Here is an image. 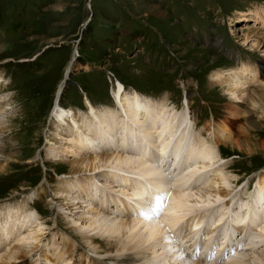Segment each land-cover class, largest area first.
Returning a JSON list of instances; mask_svg holds the SVG:
<instances>
[{"label":"rangeland","instance_id":"374dc122","mask_svg":"<svg viewBox=\"0 0 264 264\" xmlns=\"http://www.w3.org/2000/svg\"><path fill=\"white\" fill-rule=\"evenodd\" d=\"M263 20L264 0H0V97L8 108L0 209L31 196L34 214L60 218L44 197L71 170L47 157L49 139H58L53 118L113 106L120 86L166 97L178 110L188 95L202 132L208 123L228 129L234 110L230 134L241 149L228 143L223 157L235 186L253 189L264 174V85L248 83V98L235 104L211 76L244 64L264 79ZM66 228L58 230L72 236Z\"/></svg>","mask_w":264,"mask_h":264},{"label":"bare ground","instance_id":"6f19581e","mask_svg":"<svg viewBox=\"0 0 264 264\" xmlns=\"http://www.w3.org/2000/svg\"><path fill=\"white\" fill-rule=\"evenodd\" d=\"M211 78L235 104L248 98V83L264 85L244 64ZM123 90L113 91V106L53 118L58 139H49L47 157L71 170L44 197L60 218L34 214L31 196L0 209V264H264V174L253 189L238 188L221 148L241 149L230 134L239 115L232 110L228 129L208 123L202 132L188 95L178 110L166 97ZM4 145L1 134L0 160ZM165 193L157 208L155 197ZM62 224L72 236L58 230Z\"/></svg>","mask_w":264,"mask_h":264},{"label":"snow or ice","instance_id":"6c2138e0","mask_svg":"<svg viewBox=\"0 0 264 264\" xmlns=\"http://www.w3.org/2000/svg\"><path fill=\"white\" fill-rule=\"evenodd\" d=\"M167 196V193H165V194H158L156 197H155V200H156V202H157V208L159 207V204L163 201V199L165 198ZM142 216H145V217H147V218H151L150 216H149V213H148V211H142L141 213H140ZM241 247H242V245H241Z\"/></svg>","mask_w":264,"mask_h":264},{"label":"water","instance_id":"95a60500","mask_svg":"<svg viewBox=\"0 0 264 264\" xmlns=\"http://www.w3.org/2000/svg\"><path fill=\"white\" fill-rule=\"evenodd\" d=\"M71 66H72V65H71ZM69 71H70V69L68 70L67 75H68ZM63 85H64V83H63ZM62 88H63V86H62ZM60 90H62V89L60 88ZM56 105H57V103H56Z\"/></svg>","mask_w":264,"mask_h":264}]
</instances>
